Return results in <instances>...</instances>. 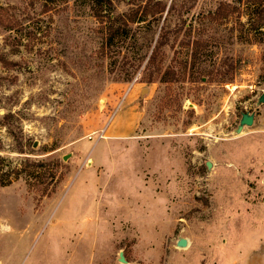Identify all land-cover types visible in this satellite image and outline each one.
<instances>
[{
	"label": "rangeland",
	"instance_id": "rangeland-1",
	"mask_svg": "<svg viewBox=\"0 0 264 264\" xmlns=\"http://www.w3.org/2000/svg\"><path fill=\"white\" fill-rule=\"evenodd\" d=\"M262 10L179 0L148 83L90 0H0V264H264Z\"/></svg>",
	"mask_w": 264,
	"mask_h": 264
},
{
	"label": "trees",
	"instance_id": "trees-1",
	"mask_svg": "<svg viewBox=\"0 0 264 264\" xmlns=\"http://www.w3.org/2000/svg\"><path fill=\"white\" fill-rule=\"evenodd\" d=\"M178 1L171 0L168 6V3H164L162 0H119L118 3H123L127 10L117 12L113 0H90L93 16L102 25L104 39L101 49L104 54L117 53L118 50L127 44L128 40L133 41L136 53H139L144 48L149 49L151 44L155 42V48L150 56L144 54V56L134 58L129 63L123 62L121 64V67L127 68L125 74H136L137 72L149 74L147 79L148 83H151L152 74H156L158 71L155 70V67L159 51L168 44L170 32L165 26L167 17L171 12L175 11ZM223 12V17H226L228 11ZM263 12L264 10L261 11L259 16H262ZM256 29L258 27L251 30ZM188 35L185 46L189 47L192 44L195 51H197L199 48L198 43L195 41L191 42L190 32ZM196 55L197 52H194L193 56L190 57V66L193 68L195 62L199 61ZM109 65L114 69L117 66V62L112 61ZM142 66L143 69L141 70ZM187 66L188 62L185 61L182 68L185 70ZM113 69L109 70L108 73L111 74ZM233 71V68L230 67L224 74H232ZM160 82L163 83V80L160 79ZM6 117L4 116L3 119Z\"/></svg>",
	"mask_w": 264,
	"mask_h": 264
},
{
	"label": "water",
	"instance_id": "water-1",
	"mask_svg": "<svg viewBox=\"0 0 264 264\" xmlns=\"http://www.w3.org/2000/svg\"><path fill=\"white\" fill-rule=\"evenodd\" d=\"M264 103V92L262 93V95L260 96V98L258 99V105L259 104H263ZM254 123V115L253 114H248V113H244L241 115V120L239 122V126L237 128V130L235 131L236 134H240L242 132V129L244 127H251ZM64 160H66V157L64 158ZM207 168H210V164L206 163ZM176 247L177 248H187L188 247V241L186 239H179L176 243ZM119 262L122 264H126V261L124 260L123 256L120 255L119 257Z\"/></svg>",
	"mask_w": 264,
	"mask_h": 264
},
{
	"label": "crops",
	"instance_id": "crops-1",
	"mask_svg": "<svg viewBox=\"0 0 264 264\" xmlns=\"http://www.w3.org/2000/svg\"><path fill=\"white\" fill-rule=\"evenodd\" d=\"M130 104V103H129ZM125 111L127 112V114H128V111H129V108L127 107L126 109H125ZM118 115V114H117ZM117 116H115L114 118H113V121L115 120V118H116ZM121 120L122 121H126V116L124 115L123 117H121ZM119 131H113L112 132V134H111V136H110V138H113V137H117V136H119L120 137V133H118Z\"/></svg>",
	"mask_w": 264,
	"mask_h": 264
}]
</instances>
